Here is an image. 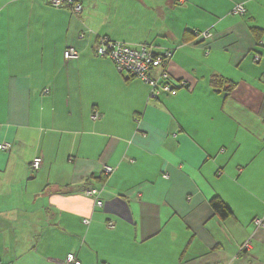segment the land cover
Listing matches in <instances>:
<instances>
[{"label": "crops", "instance_id": "0c3cea01", "mask_svg": "<svg viewBox=\"0 0 264 264\" xmlns=\"http://www.w3.org/2000/svg\"><path fill=\"white\" fill-rule=\"evenodd\" d=\"M78 2L0 0V264H264V0ZM101 37L172 50L187 86L152 97Z\"/></svg>", "mask_w": 264, "mask_h": 264}, {"label": "built area", "instance_id": "2783aa9c", "mask_svg": "<svg viewBox=\"0 0 264 264\" xmlns=\"http://www.w3.org/2000/svg\"><path fill=\"white\" fill-rule=\"evenodd\" d=\"M52 7L60 8L63 6H71L72 13L79 15L82 7L76 0H47ZM234 15L244 16L247 10L242 5H236L232 11ZM198 35V34H197ZM206 35H203V37ZM83 37V36H82ZM264 46V38L260 42ZM174 52L166 51L161 54L156 53L149 46H141L139 48H132L126 44L115 42L107 37H101L98 40L95 48V55L98 58L109 59L112 61L117 71L125 76L127 79H139L151 87V96L159 97L163 94L175 96L178 91L187 86L184 81L178 84L171 83L170 74L167 71L169 63L174 58ZM80 57V52L74 48L69 47L64 51V60L66 62L77 60ZM157 73V75H155ZM48 94V91H45ZM99 114L94 112L92 120H97ZM11 149L10 144L0 145V150L7 151ZM42 166V159L36 158L31 164V169L34 172L40 170ZM112 168H106V173L111 174ZM97 191H89L88 195L94 197ZM98 206H102V202H97ZM255 224L258 228L264 226L263 220H256ZM251 249L249 242L241 247V251H248ZM67 264H81L74 254H69L66 259Z\"/></svg>", "mask_w": 264, "mask_h": 264}, {"label": "trees", "instance_id": "16d2710c", "mask_svg": "<svg viewBox=\"0 0 264 264\" xmlns=\"http://www.w3.org/2000/svg\"><path fill=\"white\" fill-rule=\"evenodd\" d=\"M211 86L218 93L225 92V93L231 94L232 91L235 89L236 84L222 77L214 76L211 79ZM211 206L213 210L220 216L221 219H227L233 214L232 210L224 203V201H222L218 197L214 198L211 201Z\"/></svg>", "mask_w": 264, "mask_h": 264}, {"label": "bare ground", "instance_id": "6f19581e", "mask_svg": "<svg viewBox=\"0 0 264 264\" xmlns=\"http://www.w3.org/2000/svg\"><path fill=\"white\" fill-rule=\"evenodd\" d=\"M77 1V3H79L78 2V0H76ZM80 4V3H79ZM81 5V4H80ZM68 7H70L71 8V6H68ZM81 7H82V5H81ZM71 11H72V8H71ZM82 11H83V7H82ZM82 11L80 12V14L82 13Z\"/></svg>", "mask_w": 264, "mask_h": 264}, {"label": "rangeland", "instance_id": "374dc122", "mask_svg": "<svg viewBox=\"0 0 264 264\" xmlns=\"http://www.w3.org/2000/svg\"><path fill=\"white\" fill-rule=\"evenodd\" d=\"M82 37V36H81ZM83 38V37H82Z\"/></svg>", "mask_w": 264, "mask_h": 264}]
</instances>
